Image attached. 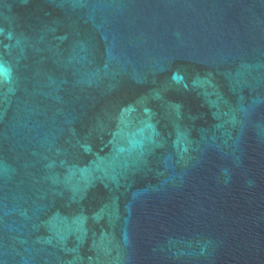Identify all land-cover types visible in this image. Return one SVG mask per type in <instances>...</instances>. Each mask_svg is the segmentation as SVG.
<instances>
[{"label": "water", "instance_id": "1", "mask_svg": "<svg viewBox=\"0 0 264 264\" xmlns=\"http://www.w3.org/2000/svg\"><path fill=\"white\" fill-rule=\"evenodd\" d=\"M0 264H264V0H0Z\"/></svg>", "mask_w": 264, "mask_h": 264}]
</instances>
